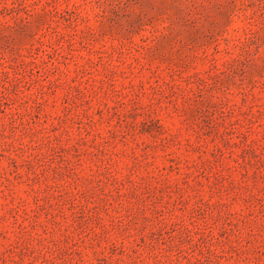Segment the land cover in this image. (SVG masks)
Returning <instances> with one entry per match:
<instances>
[{
    "label": "rangeland",
    "instance_id": "374dc122",
    "mask_svg": "<svg viewBox=\"0 0 264 264\" xmlns=\"http://www.w3.org/2000/svg\"><path fill=\"white\" fill-rule=\"evenodd\" d=\"M0 264H264V0H0Z\"/></svg>",
    "mask_w": 264,
    "mask_h": 264
}]
</instances>
